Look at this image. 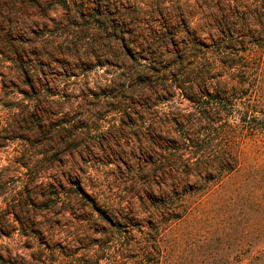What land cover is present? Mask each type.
Segmentation results:
<instances>
[{
  "label": "rangeland",
  "instance_id": "obj_1",
  "mask_svg": "<svg viewBox=\"0 0 264 264\" xmlns=\"http://www.w3.org/2000/svg\"><path fill=\"white\" fill-rule=\"evenodd\" d=\"M165 3L176 16L181 6L206 46L222 38L219 8L236 14L227 0H0V264H247L257 254L264 135L248 132L243 120L250 115L264 125V50L248 78L217 64L222 79L193 80L211 95L241 98H231L233 108L197 113L170 93L159 111L165 120L169 113L185 120L163 167L141 155L142 121L154 115L136 120L128 109L134 94L143 101L140 90L148 91L127 69L116 80V70L96 67L100 37L87 16L105 13L128 24L135 4L148 17L149 6ZM248 12L240 11L249 19L235 29L249 24L253 36H264L258 15ZM234 38L237 47L245 41ZM208 56L199 72L215 68ZM31 85L52 94L28 99ZM217 147L240 166L208 183L198 163ZM168 165L174 172L161 176Z\"/></svg>",
  "mask_w": 264,
  "mask_h": 264
},
{
  "label": "trees",
  "instance_id": "obj_2",
  "mask_svg": "<svg viewBox=\"0 0 264 264\" xmlns=\"http://www.w3.org/2000/svg\"><path fill=\"white\" fill-rule=\"evenodd\" d=\"M227 1L230 2L228 4L230 10L235 7L236 14L235 16H229L227 12L223 11V6L219 8L220 18L214 16V20L217 24L223 21V24H220V30H218L222 38L218 43L211 41L212 46H206L198 39L191 20L183 14L181 6L175 8L179 9L176 10L178 14L176 16L166 6L168 3L162 6L151 5L149 10H152V13H149L148 17H142L140 4H135L128 24L122 19H117V16L110 17L109 14L105 13H96L92 17L87 16L92 23L91 26L97 25L93 28H96L100 37L96 67L106 65L110 69L116 70L118 74L116 80H119L121 76L125 77L122 73H125L124 70L127 69L126 77L128 78L131 73L132 76L138 79L140 88L143 86L144 90L148 91V93H143L140 90L143 101L140 100L141 95L134 94L135 100L130 101V107L128 108L133 110L132 114L136 116V120H140L142 115L150 117L153 114L155 117L147 120V124L142 121V125H146L147 135L145 136V149L141 152V155L145 157L143 162L148 165L162 162L163 167L164 163L170 161L169 158H173L177 152L176 148L169 146L170 142L179 140V138L183 139L181 136V132H183L182 123L185 120L183 115L169 113L167 120H165V116L162 115L164 113L159 111L161 104L169 101L167 98L170 97V93L176 91L181 98H184L196 108L197 113H203L206 107L219 104L231 105L233 108L231 98L234 101L241 99L233 98L232 95H229L228 98L221 97L219 93L211 95L208 91H204V88L199 90L198 84L193 82V80L203 81L208 80V78L210 81L222 79L223 75L222 72H219L220 69L217 64L226 67L231 73H238L237 77L248 78L251 75L250 66L257 60V58L255 59L256 53L264 50L263 34L255 33V36H253V33H250L251 25H243L246 30H242L241 33L235 29L237 28L235 23L238 20L245 23L248 21L249 18L244 19L245 15L242 16L240 13V11L246 9L251 11L248 12L250 17L258 15L259 25L264 29V0H257L256 4H252L247 0H243V2H238V0ZM251 1L253 2V0ZM155 7L157 9L154 10ZM221 19L223 20L220 21ZM236 35L244 37L245 40L238 47L231 44L236 41L234 38ZM210 49H214V51L207 52ZM208 55H213L212 60L215 68L199 72L200 62L206 59L210 60ZM261 60L259 59V62ZM127 63H129V67H127ZM80 69L87 72L83 66ZM112 75L114 74L112 73ZM113 81L115 80L111 82ZM211 90H214V88L211 87ZM159 91L162 94H159ZM30 92V95L24 94L28 99L41 97L43 94H52L47 85L37 92L31 85ZM223 94L226 96L227 92ZM106 98L107 96L104 95L105 100ZM158 115H162L164 120L159 119ZM167 121H170L172 125ZM161 123L170 126H166L165 130H162L160 129ZM243 123L246 124L248 132L253 134L262 131V135H264V125H261L262 123L253 116L247 115ZM134 126L138 128V126ZM168 131H173L175 133L174 137ZM183 135L185 136L184 133ZM176 136L180 137L177 139ZM185 140L191 144L190 148L200 147L199 144L191 143L188 138H185ZM158 151L160 152L158 153ZM156 157L161 158V160H156ZM202 159V162L198 163V169L203 172L204 178L200 175L199 179L207 180L208 183L211 181L220 183L223 180V174L232 173L240 166L238 159L224 148L217 147L207 156L204 154ZM164 171L166 173L174 172L170 165L166 166V170H161V176L167 175ZM261 189L264 190V183ZM259 214L257 228L260 235L259 250H257L256 255H251L248 258L247 264H264V204L262 202L260 203Z\"/></svg>",
  "mask_w": 264,
  "mask_h": 264
}]
</instances>
